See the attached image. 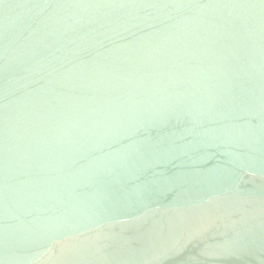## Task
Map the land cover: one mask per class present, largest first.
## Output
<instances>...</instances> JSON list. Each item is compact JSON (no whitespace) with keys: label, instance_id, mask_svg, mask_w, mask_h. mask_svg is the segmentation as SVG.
Here are the masks:
<instances>
[{"label":"water","instance_id":"1","mask_svg":"<svg viewBox=\"0 0 264 264\" xmlns=\"http://www.w3.org/2000/svg\"><path fill=\"white\" fill-rule=\"evenodd\" d=\"M0 264H264V0H0Z\"/></svg>","mask_w":264,"mask_h":264}]
</instances>
